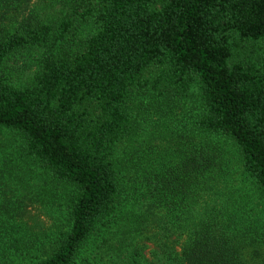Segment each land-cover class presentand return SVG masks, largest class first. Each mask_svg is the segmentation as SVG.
<instances>
[{
  "label": "trees",
  "instance_id": "obj_1",
  "mask_svg": "<svg viewBox=\"0 0 264 264\" xmlns=\"http://www.w3.org/2000/svg\"><path fill=\"white\" fill-rule=\"evenodd\" d=\"M55 2L57 16L0 28V131L69 188L65 218L39 253L13 235L25 224L0 146V264H143L149 246V264H264V0ZM88 23L95 30L75 46ZM36 48L34 79L16 84L8 61ZM195 87L199 143L155 168L121 149L140 135L142 97L163 112ZM220 138L258 210L237 193Z\"/></svg>",
  "mask_w": 264,
  "mask_h": 264
},
{
  "label": "rangeland",
  "instance_id": "obj_2",
  "mask_svg": "<svg viewBox=\"0 0 264 264\" xmlns=\"http://www.w3.org/2000/svg\"><path fill=\"white\" fill-rule=\"evenodd\" d=\"M59 13L60 7L55 0H2L0 2V28L3 31H13L24 26V23L36 25ZM94 30L95 26L92 23L81 26L76 30L78 34L73 36L71 42L77 46ZM43 53L44 49L36 48L21 51L11 57L7 66L16 84L23 85L34 79ZM158 100L149 96L139 100L141 106L138 112H135V116L139 117L140 135L135 137L133 142L121 145V149L126 152L141 151L144 163L153 168L157 167L164 159L175 158V155L182 149V144L183 147L186 144L188 147L191 140L199 143L203 139L193 132L201 108L196 87L190 90L183 99L166 103L169 104L168 107H165L166 111L159 110L157 105L160 102ZM19 140V137L9 131H0V146L4 153V157L1 159L4 163L3 169L8 173L11 170L13 175L9 181H6L7 186L17 200L14 205L18 207L19 218L17 219L20 223L25 224L21 232L14 231L13 235L20 236L23 239L22 242L27 246H34L33 250L37 246V253H39V249L53 244L56 239L57 230L65 218L66 200L70 190L47 177L42 169L35 166L29 159L22 157L19 153ZM178 141L181 143L180 145ZM219 145L225 150L233 164L236 187L244 188L237 193L243 192L246 195L248 192L252 195L255 201L254 207L258 210L256 201L257 198L259 199V195L253 193L249 184L243 183L241 165L234 153V148L224 138L219 139ZM147 152H149L148 155ZM125 158L127 157L122 160ZM140 159L133 163L135 170L138 164L143 162H139ZM128 173L126 172L124 176H128ZM262 222L264 224V218H262ZM152 250V246L145 250L143 264H149L152 259ZM262 252L264 253V248ZM257 258L259 257L256 256L253 262L259 261ZM138 259L140 260V257ZM101 264H108V260L101 261Z\"/></svg>",
  "mask_w": 264,
  "mask_h": 264
}]
</instances>
